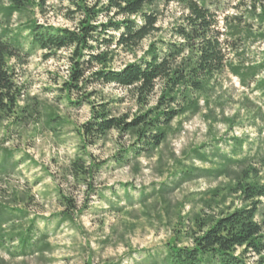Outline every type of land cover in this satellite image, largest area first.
Returning <instances> with one entry per match:
<instances>
[{"label":"rangeland","instance_id":"obj_1","mask_svg":"<svg viewBox=\"0 0 264 264\" xmlns=\"http://www.w3.org/2000/svg\"><path fill=\"white\" fill-rule=\"evenodd\" d=\"M8 3L0 0V6ZM66 5L48 0L44 15L36 9L15 15L9 28L21 33L26 49L27 18L71 28L73 23L62 16ZM152 9L158 13L160 33L143 41L132 54L115 53L113 67L138 59L153 39H168L169 29L183 12L165 0H156ZM3 24H7L4 19ZM242 47L246 62L264 60V42ZM67 55L68 51H60L55 58L43 60L39 52L9 61L21 91L18 107L28 116L21 123L13 118L0 120V204L25 214L2 225L0 264H139L148 256L164 255L169 242L189 245L186 231L195 215L217 214L240 205L238 196L227 191L239 165L220 175L219 157L244 158L245 164L261 169L262 90L254 84L242 86L227 70L214 76L199 97L198 112L174 119L165 141L150 155L141 152L118 164L114 156L130 147L133 139L111 132L93 145L82 141L78 130L89 119L90 106H73L71 102L79 96L62 88ZM257 79H264V71ZM92 90L89 100L108 103L115 115L138 109L121 87L95 86L87 92ZM200 153L205 160L198 158ZM76 159L101 165L93 180L70 176V164ZM62 197L73 201L79 211L72 214L69 209L71 220L61 215L67 210ZM256 219L264 221V198ZM26 234L33 248L22 254L19 240ZM245 260L254 264L255 258Z\"/></svg>","mask_w":264,"mask_h":264},{"label":"trees","instance_id":"obj_2","mask_svg":"<svg viewBox=\"0 0 264 264\" xmlns=\"http://www.w3.org/2000/svg\"><path fill=\"white\" fill-rule=\"evenodd\" d=\"M56 1L67 3L62 16L73 23L72 27H55L27 18L26 49L21 33L9 28V21L34 9L44 15L48 0H9L8 5L0 6V21L8 24L0 26V120L13 118L21 123L28 116L18 107L21 91L9 61L39 52L43 60H49L60 51H68L67 78L62 88L79 96L71 102L73 106H90V117L78 130L83 142L93 145L111 132L133 139L130 147L114 156L118 164L141 152H154L165 141L172 121L198 112L200 95L214 76L226 70L242 86L254 84L264 93V79H257L264 71V60L246 62L242 47L248 42H264V0H165L183 11L179 22L169 29L168 39H153L138 59L119 68L113 67L115 53L132 54L143 41L160 33L158 13L152 9L156 0ZM105 85L130 93L137 111L115 115L108 103L90 101L94 91L87 92L88 88ZM197 156L205 160L201 153ZM219 158L220 175L239 165L227 191L238 196L240 205L217 214L195 215L191 229L186 231L189 245L169 242L164 255L148 256L139 264H249L246 256L254 257V264H264V221L256 219L264 198V159L261 171L245 164L244 158ZM100 167L76 159L70 164L69 174L86 182L93 180ZM62 198L67 208L61 213L63 220H71L77 211L74 202ZM24 214L0 204V231L2 225ZM19 241L22 254L32 250L28 234Z\"/></svg>","mask_w":264,"mask_h":264}]
</instances>
